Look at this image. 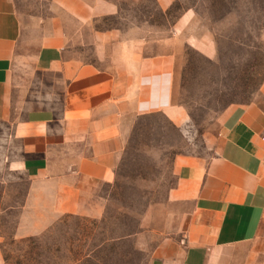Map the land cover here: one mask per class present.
Returning a JSON list of instances; mask_svg holds the SVG:
<instances>
[{"label": "crops", "instance_id": "crops-1", "mask_svg": "<svg viewBox=\"0 0 264 264\" xmlns=\"http://www.w3.org/2000/svg\"><path fill=\"white\" fill-rule=\"evenodd\" d=\"M177 1L154 0L165 18ZM220 3L196 0L145 41L98 24L119 0H0V226L13 215L23 238L64 215L103 217L136 121L187 125L176 69L185 45L215 57L196 6ZM220 123L210 155L175 157L145 264H264V107L231 106Z\"/></svg>", "mask_w": 264, "mask_h": 264}, {"label": "rangeland", "instance_id": "rangeland-1", "mask_svg": "<svg viewBox=\"0 0 264 264\" xmlns=\"http://www.w3.org/2000/svg\"><path fill=\"white\" fill-rule=\"evenodd\" d=\"M195 1L178 0L165 18L154 0H119L118 16L98 24L117 26L141 40L157 39L166 36L169 24ZM219 1L196 6L216 30L215 57L185 45L176 69L172 103L184 109L187 125L177 127L161 114L136 121L116 166V179L104 191L103 217L64 215L40 234L23 238L13 234V215L5 217L0 226L1 264L147 262L159 238L153 225L157 208L174 182L175 157L210 155L229 107L248 102L264 107V0ZM223 17L228 21L221 22Z\"/></svg>", "mask_w": 264, "mask_h": 264}]
</instances>
